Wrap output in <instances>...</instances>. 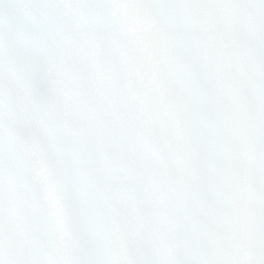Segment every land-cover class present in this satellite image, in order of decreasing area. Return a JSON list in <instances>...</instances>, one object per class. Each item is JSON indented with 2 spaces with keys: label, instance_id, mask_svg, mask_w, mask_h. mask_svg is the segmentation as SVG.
Returning a JSON list of instances; mask_svg holds the SVG:
<instances>
[{
  "label": "snow or ice",
  "instance_id": "snow-or-ice-1",
  "mask_svg": "<svg viewBox=\"0 0 264 264\" xmlns=\"http://www.w3.org/2000/svg\"><path fill=\"white\" fill-rule=\"evenodd\" d=\"M0 264H264V0H0Z\"/></svg>",
  "mask_w": 264,
  "mask_h": 264
}]
</instances>
